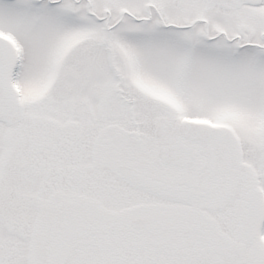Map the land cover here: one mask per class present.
Instances as JSON below:
<instances>
[{
	"label": "rangeland",
	"instance_id": "rangeland-1",
	"mask_svg": "<svg viewBox=\"0 0 264 264\" xmlns=\"http://www.w3.org/2000/svg\"><path fill=\"white\" fill-rule=\"evenodd\" d=\"M0 37L16 49L14 87L26 109L18 125L0 124V264L252 257L242 231L249 192L264 191V2L232 11L207 0H0ZM183 117L221 130L196 147L210 167L198 182L221 183V204L207 214L241 252L222 256L198 233L127 232L102 220L90 234L63 227L76 201L106 216L170 208L126 186L98 150L109 139L120 164L164 177L154 131L167 124L173 134ZM65 121L81 128L72 138L81 137L75 130L97 138L96 162L85 151L75 157L76 147L56 152ZM82 174L98 184H82ZM260 235L264 243V228Z\"/></svg>",
	"mask_w": 264,
	"mask_h": 264
},
{
	"label": "flooded vegetation",
	"instance_id": "flooded-vegetation-1",
	"mask_svg": "<svg viewBox=\"0 0 264 264\" xmlns=\"http://www.w3.org/2000/svg\"><path fill=\"white\" fill-rule=\"evenodd\" d=\"M68 118L69 116H65ZM186 117V116H185ZM183 117V120H181L178 128L176 131L171 134V131L169 130L167 124L160 125L158 128L154 131V140L155 142H158L160 144L158 150H157V160L161 167L165 169L168 173L166 176H157L154 174V177L160 178L164 180L167 183L171 184H181V185H187L195 188L202 187L206 189L209 193V198L202 203H197L193 205H185L180 203H174L165 201L156 197H153L151 195H148L145 192L139 191L134 189L131 185L123 181L119 178L120 181H122L126 186L131 188L137 193H140L142 195H145L149 197L151 200H154L157 203L165 204L168 206H171L170 208L164 209L163 207H159V210H154L151 207H145V206H138L130 208L128 211L123 212L121 215L119 214H113L112 215H105L103 213H100L99 211L95 210L90 205H83L82 202L76 201L74 202V205L67 206L64 211V221L65 226L68 228L72 226L73 228H76L78 225L82 227H85V234H90V232L95 231L98 223L97 220H102L104 222H107V224H111V228L115 229H121L123 231L127 232H135V231H158L163 234H177V233H198L200 235H203L207 242L211 244L217 251L218 254L223 255H237V253L241 252V248L239 244L233 240L230 236H228L226 233H224L221 229V226L216 223L214 220H212L208 216V211H214L219 208L220 201L222 199L221 196V183L215 184L212 187H206L199 185L198 178L200 174L205 173L207 170H209V166L206 164L200 163L198 161V156L200 155V152L196 149V147H202L210 143H195L190 142L186 139H184L180 134V127L183 121L189 120L185 119ZM73 119H78L77 116H73ZM131 121L134 123L135 126H137V132L139 131V126L137 123V116L131 115ZM67 124L66 126L62 127V150L60 149L56 152H61L62 156L66 155L67 148L76 147V149H72L70 152L73 153L75 157H79L80 154L83 151L90 153V159L94 162H96L95 157L92 156L94 150H96V144H97V138H95L92 135L91 131H88L87 133H83L81 130H75V132H78L77 135H81V137L72 138V136H69L68 133H71L74 128L79 126H73V124H68V122L65 121ZM95 128H90V130H93ZM220 134V132H219ZM76 135V136H77ZM101 146L98 150L99 157L101 159V163L108 167L109 169H112L114 172L116 168L120 166H124L130 169H134L139 171L137 168H133L129 165H123L120 164V159L116 157L113 153V147L111 148V143L109 139L102 140ZM81 145V147H79ZM84 145V146H83ZM176 145H181L184 149V152L186 153L187 150L190 153V157L194 159V164L186 170L183 169H171L166 168L162 166L159 160V154L161 149H168L170 151H173L174 147ZM44 149H46V146H44ZM48 150V149H46ZM54 150V149H52ZM69 152V153H70ZM72 156V155H70ZM74 157V158H75ZM187 156H185L186 159ZM184 159V160H185ZM184 162V161H183ZM183 164H186L185 162ZM212 166L214 164L211 163ZM34 169V167H33ZM210 171V170H209ZM144 173V172H143ZM151 175V174H150ZM66 175V173L64 174ZM70 179L74 180L73 172L71 173ZM43 181H45L43 179ZM107 181V180H106ZM110 181V180H108ZM107 181V182H108ZM80 182H84L82 184H85L86 186L92 187L96 186L99 182L96 175H83ZM102 186V184H100ZM257 189H252L246 200H245V211H244V225H243V231H242V241L245 244L246 248L255 250V253L247 259V261H241L237 260L235 258H229V259H220L218 264H264V243L260 242V234L262 229L264 228V225L260 231V234L257 238V240L249 245L246 243V233L248 228V207H249V201L250 196L252 192H254ZM229 197V196H228ZM81 204V205H80ZM185 209V211H177L178 209ZM194 208H197V210H194ZM174 210V211H173ZM82 217H86L87 219H82ZM110 228L103 226L101 229L103 231H106ZM78 230V229H75ZM262 243V244H261ZM256 254V255H255ZM49 264H54L53 261L50 259L48 260Z\"/></svg>",
	"mask_w": 264,
	"mask_h": 264
},
{
	"label": "water",
	"instance_id": "water-1",
	"mask_svg": "<svg viewBox=\"0 0 264 264\" xmlns=\"http://www.w3.org/2000/svg\"><path fill=\"white\" fill-rule=\"evenodd\" d=\"M264 0H208L211 6H219L237 11L243 6H260ZM18 63V56L14 46L0 37V123L12 127L24 120L25 108L22 106L18 91L13 85V75ZM218 130L210 125L183 122L180 129L181 136L196 143H205ZM185 156L186 159H185ZM185 159V160H184ZM161 163L169 168L189 169L194 164L190 153L184 152L181 145H176L173 151L162 149ZM186 164H183L184 162ZM116 174L134 188L155 197L183 204H197L209 198V193L202 188H195L181 184H170L151 175L134 169L120 166ZM248 228L246 242L253 244L257 239L264 223V198L262 191L252 193L248 207Z\"/></svg>",
	"mask_w": 264,
	"mask_h": 264
}]
</instances>
